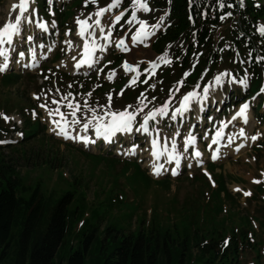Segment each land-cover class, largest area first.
Wrapping results in <instances>:
<instances>
[{
	"label": "rangeland",
	"instance_id": "1",
	"mask_svg": "<svg viewBox=\"0 0 264 264\" xmlns=\"http://www.w3.org/2000/svg\"><path fill=\"white\" fill-rule=\"evenodd\" d=\"M259 1L264 5V0H255V2ZM17 2L18 0H0V21L15 22L14 16L23 15L17 13ZM28 2L30 7L27 16L30 20L24 24V16H21L20 21L22 28L27 30L25 35L35 33L38 19L31 15L35 12L39 15V8L36 7L38 0H28ZM79 2L80 0L78 2L51 0L49 3V0H46L47 12L51 15L49 29L47 33L40 32L36 41L41 42L43 37L46 47H53V50L46 52L45 49L47 57L44 56V61L41 60L33 71L21 73L17 82H6L0 76V114L9 117L6 121L3 115H0V124L10 129V133L3 137L6 140L4 143H10L2 148L4 158L15 163L16 171L27 183L40 182L45 195L53 193L54 198L64 190L70 189L69 183L74 180L79 181V188L75 186L74 188L77 194L84 193V211L67 235V244L75 245L80 225L84 221H94L90 215L96 208L101 220L100 228L108 223L119 230L129 231L134 230L139 225V221L143 220L144 227L154 223L173 232L176 230L180 234H183L185 227L188 228L189 233H192L194 227H200L203 232L214 227L221 230L225 236H230L233 230L246 229L245 238L238 241L240 264H264V93L260 92V88L264 87V81L255 95L247 94L246 90L251 80V74L247 70L249 53L234 51L231 54L228 51L231 44L225 43L220 51L219 64L211 71V76L208 78L207 75L204 80V75H201L195 84L210 86L207 98L196 102V107H190L186 112H176L173 116L172 113L179 107L180 96L191 90L194 85H191L189 90L186 89L185 83L178 85V80H185L182 73L178 75L174 73L168 80L160 79L161 70L172 63L171 54L169 51L162 55L156 54L151 49V40L154 34L165 26V15L152 6L151 0H146L149 11L138 10L137 20L132 21L129 19L130 10L124 11V0H120V4L101 16L104 22L123 11L124 15L119 21L113 18L110 24H102L106 29L103 35L99 34L98 28H94L91 37L87 34L81 37L75 32L78 27L75 19L78 16L87 17L97 7L111 3V0H98L97 4L90 2L87 5L83 0L77 7ZM58 12L62 14L57 17ZM139 19H144L149 25L159 26L150 28L148 35L133 40L135 29L139 27ZM261 25H264L263 19L258 22V26ZM109 27L111 32L107 31ZM104 35L111 37L106 43L102 40ZM118 39H123V47L128 43L150 41V54L146 52L144 46L138 47L135 53L139 51V55L134 56L131 61L122 47L116 46ZM85 41L90 45L93 42L101 44L102 47L94 50V64L90 70L75 76L70 72L71 61L78 53L84 51ZM14 43L21 44L17 37ZM11 46L14 47V44ZM116 54L121 55V63L112 68L110 65L115 61ZM161 56L166 57L170 63L165 64L157 59ZM238 59H241L242 63ZM192 60V64L196 63L198 55L195 54ZM125 62L135 70H125ZM153 62L158 65L154 74L151 73ZM243 69L246 70L244 77ZM229 70L232 76H228ZM113 71L114 75L109 79V74ZM10 72L6 71V74ZM220 73L224 75L221 77V83L217 84L213 77ZM261 74V79L264 80V66ZM65 75H72V80ZM238 75L246 80L245 85L239 84ZM120 77L125 79L123 89L136 87L142 79L143 83L148 81L147 86L141 91L145 93L146 107L137 113L133 131L115 135L117 137L127 135L129 139H134L136 142L131 144L132 150L128 148V144L117 148L102 147L103 138L95 136V128L90 123L91 110L105 111L99 106L109 103L106 95L108 93H111L109 110H123L127 105H132L135 109L136 98L141 92L124 101L122 97L127 90L121 94V98H118L110 87ZM130 80L133 83L129 84ZM149 84L154 87H149ZM101 86L104 88V93H100L101 91L95 93V89ZM177 87L180 88L179 92L174 91ZM170 90H173L172 98L168 99ZM195 90L203 95L201 87H196ZM33 94L39 99L34 98ZM152 97L155 99L153 100ZM52 100H57V104L53 105ZM166 100L169 107L165 115L156 113L154 117L149 118V132L135 131L143 122L144 115ZM217 101H225L220 110L217 109L218 106L216 108L214 106V102ZM245 101L252 111V119L241 127L244 137L238 134L237 129L228 131L232 143L222 146V150L225 151L240 144L243 150H236L235 154L225 151L219 159L211 160V152L215 144L208 147L207 142L219 133L220 127L224 126L227 129L226 125L231 113L235 111L237 104ZM42 103H46L47 107L41 108L39 105ZM260 103L263 104L262 107ZM69 105L72 107L70 108ZM54 108H59L68 121L63 125L69 133L68 139L56 134L60 128L53 124V118L48 115V112ZM205 108H208L209 116H204L203 112H200ZM73 112L75 115H70ZM54 116L56 120L61 119L55 113ZM27 119L40 122L42 129L39 135L23 140L22 132L15 131L14 127L24 128L22 123ZM85 119L89 121L90 130L71 122ZM257 133H259L257 139L252 140L251 136ZM77 134L87 135L90 142L86 145L82 140L73 138ZM189 135L196 137L195 144H189L188 148H184L185 140ZM153 138L157 141L156 145L162 144L169 152L173 151L172 144L173 141L175 142V150L182 153L181 172L166 176L149 173V163L154 164L149 159ZM91 141H95V147ZM121 143L123 140L117 142L119 145ZM193 149L201 152L204 159L202 163L197 164L196 158L192 157ZM49 160L54 165L51 170L45 168L43 163ZM125 161L137 163L147 177L138 171L133 174L132 167L127 174H123L121 170ZM157 163L163 165V168L169 166L165 156ZM204 168L211 174L209 179L202 175L201 171ZM245 193L250 194L245 195ZM109 197H112L111 207L106 203ZM114 235L115 233H111L106 237L109 248L115 244L112 241ZM102 237L103 234L99 233V238Z\"/></svg>",
	"mask_w": 264,
	"mask_h": 264
},
{
	"label": "trees",
	"instance_id": "2",
	"mask_svg": "<svg viewBox=\"0 0 264 264\" xmlns=\"http://www.w3.org/2000/svg\"><path fill=\"white\" fill-rule=\"evenodd\" d=\"M126 1L129 4L130 0ZM151 3L160 11L167 9L168 21L155 37L152 49L163 53L168 48L175 57L172 65L161 72V80L191 69L186 80L195 83L203 71L209 75L218 66L222 46L230 43L231 54L249 52L252 57L248 71L252 75V91L257 90L264 66L261 59L264 35L256 31V25L264 20L263 4L254 5L252 0H222L224 6L218 0H151ZM229 12L231 15L226 16ZM195 54L198 60L192 65ZM116 59L115 65L120 56ZM20 77L2 76L6 82H17ZM135 93L128 90L122 98L128 101ZM23 126V140L39 135L38 122L25 120ZM6 132L7 128L0 125V138ZM43 163L49 170L54 167L50 160ZM130 167L133 174L138 171L146 176L136 163L128 162L122 167L123 174ZM68 186L70 189L55 198L53 193L45 195L40 182L31 184L23 179L15 163L4 158L0 146V264H240L238 241L245 238L246 229L233 230L230 236H225L214 227L205 232L194 227L192 233L185 227L180 234L154 223L144 227L143 220L129 231L108 223L100 228L96 208L90 215L94 221L80 225L75 245L67 244L66 237L82 216L85 200L84 193L77 194L74 188H79L78 180ZM111 199L106 200L108 207L112 205ZM99 233L103 234L102 239ZM111 233H115L112 236L115 244L109 248L106 237Z\"/></svg>",
	"mask_w": 264,
	"mask_h": 264
},
{
	"label": "snow or ice",
	"instance_id": "3",
	"mask_svg": "<svg viewBox=\"0 0 264 264\" xmlns=\"http://www.w3.org/2000/svg\"><path fill=\"white\" fill-rule=\"evenodd\" d=\"M93 3V4H97L98 0H84L85 5L89 4V3ZM49 3H51V0H49ZM218 3L220 4V6H224L222 3V0H218ZM118 4H120V0H111V3H108L106 6L104 7H97V9L93 12V13H89L87 17L81 18L80 16H78L75 19V24L77 26H79L78 28V35L83 37L85 35V33H87V35L89 37L92 36V29L94 28H98L99 29V34L103 35L106 31L105 28H100L99 25L101 24V20L100 17L103 16L106 12H108L109 10H111L112 8L116 7ZM241 6H243V4H241ZM228 7H231V5H228ZM20 12L24 13L27 11V5H26V0H20ZM130 10V17L129 19L132 21H136L137 17H138V10L139 12H148L149 11V5L146 2V0H130L129 3V7L125 8L124 11H129ZM166 14V13H165ZM124 15V12L121 11L119 14L114 15V17H110L109 19L105 20L104 23L106 24H110L111 20L114 18L115 20L119 21L121 16ZM226 16H230L231 13H226ZM225 15H222L220 17L221 20H223L225 18ZM26 19V17H25ZM14 21H0V57H4V60L2 63H0V72L5 71L8 67H9V58H8V49L4 48L3 45H5L6 43L8 45H13L15 42V37L16 36H24L26 34V28H22L20 21H21V16L16 15L14 16ZM54 24V22H53ZM138 24L139 27H137L135 29V32L133 34V40H136L142 36L148 35L150 32V28L152 27H158L159 25H149L144 19H139L138 20ZM39 28L41 29H45L46 25L45 24H40ZM108 32H111V28L109 27L107 29ZM257 31L261 34L264 35V25L258 26ZM67 35V32H66ZM26 38L28 40L33 39V37L31 35H27ZM123 39H118L117 40V47H122L123 46ZM102 45L98 44V43H91V45L89 44L88 41H85L84 43V53H83V58L77 60L76 57H73V60L76 61V67L79 68L81 64H89L91 65L92 62V53L95 49L97 48H101ZM20 56H24L25 52L20 51L19 52ZM157 59L161 60L163 63L168 64L170 63V61L164 57H157ZM261 59H264V57H262ZM17 63H19V61H16ZM27 65H25L26 67ZM158 67V65L153 62L151 65V68L154 70ZM124 68L125 69H129L131 71H134L135 69H133L127 62L124 63ZM145 71H148V69H145ZM154 74V73H153ZM112 75H114V71L113 73L109 74V79L112 78ZM189 75L188 71H184L183 72V77H187ZM224 75V73H220L219 75H216L213 77V79L216 81L217 84L221 83V77ZM239 84L241 85H245L246 84V80L241 79L238 81ZM133 83V81H129V84ZM185 83L184 79L178 80L177 84L178 85H183ZM149 87H154V85H148ZM196 87H201L203 89V95H201L200 93H198L195 89ZM209 90H210V86L208 84H204V85H194L192 87L191 90L187 91L186 93H183L180 98H179V107L175 109V111L172 113V115L174 116L176 112H186L189 110L190 107H196V102L198 101H203L204 99L207 98V96L209 95ZM172 91H169L168 94V99L172 98ZM174 91L179 92L180 88L177 87L174 89ZM260 92L264 93V87L260 88ZM34 98L39 99V97H36L35 94ZM108 96L109 99V103L108 104H104V105H100L99 107L105 111L103 112H97L96 110H91V115H90V123L94 126L95 128V136L96 137H102L104 141H110L111 137H113L114 135H116L117 133H125V132H132L134 129V124L136 123V116L137 113L143 111V108L146 107V105L144 104V97H145V93L141 92L140 95L136 98L137 99V104L135 109H133L132 105H127L124 107L123 110H116V111H112L109 110V106H110V101H111V93L106 94ZM152 99L154 100L155 97H152ZM52 104L56 105L57 104V100H52ZM41 108H46L47 104L46 103H42L39 105ZM87 106V105H85ZM69 107L71 108L72 105H69ZM169 105H168V101H164L159 107H154L153 109L149 110L143 117V122L140 123L139 128H136L135 131L140 132L141 130L145 133L149 132V118L150 117H154V115L156 113H159L160 115H165L166 110L168 109ZM249 108V104L247 101H245L244 103H241L239 105L238 110L235 112V115L233 117V119L236 118H243V119H247V110ZM54 113L59 115L61 117L60 120H56ZM33 114L35 115V112L33 111ZM3 115V114H0ZM48 115L50 117L53 118L52 122L53 124H55L58 128H60V131H58L56 134L57 135H62L65 139L69 138V133L66 131L65 127H63V125H66L68 123L67 119L64 117V114L60 112L59 108H54L53 110H50L48 112ZM70 115H75V113H70ZM3 118L7 121L9 119V117H7L6 115H3ZM72 123H78L80 124L84 129L86 130H90L89 128V121L87 119L85 120H80V121H76L73 120L71 121ZM51 130V129H50ZM220 133H217V135H219ZM243 129L241 130V135H243ZM259 135V133H257L256 135H252L251 139L252 140H256L257 136ZM76 139H80L82 140L86 145L90 142L89 141V137L87 135H82V134H77L75 137ZM147 139V138H146ZM196 137L189 135L186 138L185 141V147H187V145L189 144H193L195 142ZM5 141H0V143H4ZM91 143H95V141H91ZM156 144L157 141L153 138L151 140V157L153 158H159V156L161 155L160 152H158L156 150ZM172 148L173 151L168 153L167 158L168 160H174L175 163L177 165L180 164V157L182 155V153L177 152L176 149V145L175 142L173 141L172 144ZM194 156L196 157H200L201 156V152L200 151H193L192 153ZM216 153H212V158L215 159L216 158ZM163 168V165L161 164H154L153 165V172L156 174H159L160 169ZM172 174L175 175L176 174V169L173 168L172 169ZM250 193H245V195H249ZM225 243H227V241H225Z\"/></svg>",
	"mask_w": 264,
	"mask_h": 264
},
{
	"label": "bare ground",
	"instance_id": "4",
	"mask_svg": "<svg viewBox=\"0 0 264 264\" xmlns=\"http://www.w3.org/2000/svg\"><path fill=\"white\" fill-rule=\"evenodd\" d=\"M20 12V11H19ZM21 13V12H20ZM27 13V11L26 12H24V13H22V14H26ZM21 16H24V15H21ZM24 18H25V16H24ZM29 19V18H28ZM28 19L26 18V21H28ZM25 21V22H26ZM24 22V23H25ZM102 24H104V22L103 21H101V24L99 25V27L100 28H102ZM104 26V25H103ZM18 37H20L19 35L17 36V38ZM20 39V38H19ZM145 47L146 48V52L147 53H149L150 54V41L149 42H147V41H140L139 43H128V44H124V50H125V52L127 53V55H128V57H129V60H131V61H133V58H134V56H136V55H139V51L138 52H136L135 53V49L136 48H140V47ZM135 54V55H134ZM137 57V56H136ZM135 57V58H136ZM252 119V112L250 111V110H247V119L245 120V119H243V118H239V120H238V122L237 123H241V124H238L239 125V127H237V131H238V133H240L241 134V127L244 125L245 126V124H248L249 122H250V120ZM230 126H232V123L230 124ZM225 136L226 137H224V138H222L221 136H217L216 137V139H215V141H218V143L220 142V141H224L225 142V145H230L231 144V137H230V135H229V133L227 132V133H225ZM235 136V135H234ZM242 137H244V134L242 135ZM186 141V140H185ZM185 144V143H184ZM195 143H193V145H194ZM244 144V143H243ZM243 146V145H242ZM240 148V150H243V149H241V147H239ZM243 148V147H242ZM230 151V153L231 154H235V153H237V152H235L234 150H232V149H230L229 150ZM162 152V154L164 153V150H162L161 151ZM221 153H222V151H221ZM241 153V152H240ZM161 154V155H162ZM238 154H239V152H238ZM237 154V155H238ZM202 154H201V156L197 159V160H201L202 159ZM218 157H219V155H218ZM217 157V158H218ZM150 160L152 161V162H158L159 161V159L161 158V157H159V158H153V157H151V155H150ZM172 163H173V165H172V168H171V173H172V169L173 168H175L176 169V171H178L179 170V168H180V164L179 165H177L176 163H175V161L174 160H172ZM154 165V164H153ZM153 165H151L150 167L153 169ZM165 171H166V168H161L160 169V171H159V174H162V173H165ZM150 172H153V170H151Z\"/></svg>",
	"mask_w": 264,
	"mask_h": 264
}]
</instances>
